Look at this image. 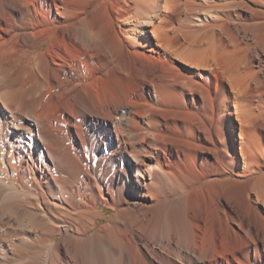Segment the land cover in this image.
Wrapping results in <instances>:
<instances>
[{"label":"bare ground","instance_id":"6f19581e","mask_svg":"<svg viewBox=\"0 0 264 264\" xmlns=\"http://www.w3.org/2000/svg\"><path fill=\"white\" fill-rule=\"evenodd\" d=\"M253 0H0V264H264Z\"/></svg>","mask_w":264,"mask_h":264},{"label":"rangeland","instance_id":"374dc122","mask_svg":"<svg viewBox=\"0 0 264 264\" xmlns=\"http://www.w3.org/2000/svg\"><path fill=\"white\" fill-rule=\"evenodd\" d=\"M251 12L254 18L264 14V0H253Z\"/></svg>","mask_w":264,"mask_h":264}]
</instances>
